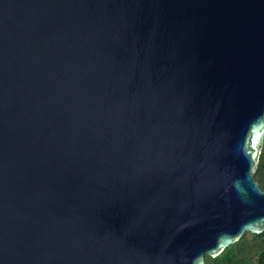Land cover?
<instances>
[{
  "label": "water",
  "instance_id": "obj_1",
  "mask_svg": "<svg viewBox=\"0 0 264 264\" xmlns=\"http://www.w3.org/2000/svg\"><path fill=\"white\" fill-rule=\"evenodd\" d=\"M263 146L264 0H0V264H208Z\"/></svg>",
  "mask_w": 264,
  "mask_h": 264
},
{
  "label": "trees",
  "instance_id": "obj_2",
  "mask_svg": "<svg viewBox=\"0 0 264 264\" xmlns=\"http://www.w3.org/2000/svg\"><path fill=\"white\" fill-rule=\"evenodd\" d=\"M255 177L264 189V146ZM206 261L208 264H263L264 232L261 234L247 232L218 256L206 255Z\"/></svg>",
  "mask_w": 264,
  "mask_h": 264
}]
</instances>
